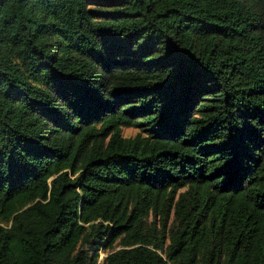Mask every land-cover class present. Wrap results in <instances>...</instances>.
I'll use <instances>...</instances> for the list:
<instances>
[{"label":"trees","instance_id":"obj_1","mask_svg":"<svg viewBox=\"0 0 264 264\" xmlns=\"http://www.w3.org/2000/svg\"><path fill=\"white\" fill-rule=\"evenodd\" d=\"M0 264H264V0H0Z\"/></svg>","mask_w":264,"mask_h":264},{"label":"rangeland","instance_id":"obj_2","mask_svg":"<svg viewBox=\"0 0 264 264\" xmlns=\"http://www.w3.org/2000/svg\"><path fill=\"white\" fill-rule=\"evenodd\" d=\"M137 130L134 129V128H123L122 129V136L123 137H134L136 134H137ZM185 191L184 189L181 190L180 192H183ZM172 218L173 216H171L170 218V223L172 222ZM148 224L150 225V227H155V229H158L159 228V218H153L151 215L150 217L148 218ZM167 244V242L165 243ZM113 250L116 251L118 249L121 248V245L119 244V241H117L114 245H113ZM88 250H91V247L88 248ZM109 249L105 250L104 248H99L98 251H97V262L98 263H101L103 261V259L108 255L109 253Z\"/></svg>","mask_w":264,"mask_h":264}]
</instances>
